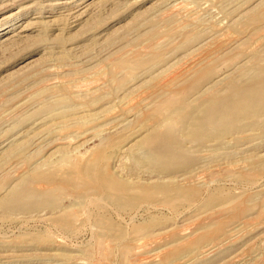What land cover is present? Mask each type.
Segmentation results:
<instances>
[{"label": "rangeland", "instance_id": "374dc122", "mask_svg": "<svg viewBox=\"0 0 264 264\" xmlns=\"http://www.w3.org/2000/svg\"><path fill=\"white\" fill-rule=\"evenodd\" d=\"M262 57L264 0H0V264H264V114L139 161Z\"/></svg>", "mask_w": 264, "mask_h": 264}, {"label": "bare ground", "instance_id": "6f19581e", "mask_svg": "<svg viewBox=\"0 0 264 264\" xmlns=\"http://www.w3.org/2000/svg\"><path fill=\"white\" fill-rule=\"evenodd\" d=\"M262 59L264 60V57H262ZM255 68H257V71L259 73V77L257 76L259 78L258 80L255 77L252 79H249V80H244L242 78H237V76H234L232 79H233V82L235 84L232 86H234V87L242 86L241 89L234 90L233 93H230L229 95L223 94L217 90H213V91L209 92L208 102L205 104H202L201 108L200 109L198 108L199 110L197 109V111H195L194 113H191L189 115V118H188V121L186 124L187 130L189 133H187V134H185V133L184 134H176V133L172 132L171 128H168L166 134L155 137L157 140L159 139L161 141V146L159 147V149H156V152H154V153H147L146 157L144 159H140L139 161L143 162V163H147V164H152L154 167H156V165H158L159 167H163V170H161V171L166 173L167 171H169V167L163 166V165L167 161L176 162V166L177 165H182V166L187 165V162H188V159H187L188 153H187L186 149L182 146V143L180 141H178L179 143H177V145L172 146V144L170 143V140H168V138H175L176 140H180V139H178L179 137L186 135L187 137H189V139H194V140L199 141L200 144H204L205 141H208V135H210V134H213L215 140L216 139L221 140L225 134L231 133L233 130H235V128L241 127L245 123L254 124L255 118L259 115L264 114V68L260 67L258 65ZM240 74H243V72ZM12 152H15V151H12ZM139 153L140 152H138V154ZM87 165H89V164H87ZM154 167H153V169H154ZM71 168H73V167H71ZM101 171H100V173H101ZM88 172H89V170L87 171V173ZM40 173H42V172H40ZM52 173H53V171H52ZM54 174H56V172ZM75 174H76V172H75ZM166 174L169 175V173H166ZM172 174L173 173H170V175H172ZM50 175H51V173H50ZM38 176L41 177L42 175L40 174ZM173 176L174 175H172L171 177H173ZM65 179H66V177H65ZM57 180H59V179H57ZM59 181H61V180H59ZM68 181L66 180L67 183H68ZM62 183H63V181H62ZM38 194L39 193L34 192L30 188L28 189V187L23 188V189L16 188L3 200L2 205L4 208L10 209L12 204H15L13 202H15L14 200H16V198L20 199V198L28 197L30 195H34V196L38 197ZM129 196L116 194V195H112V199L114 201H116V203L118 205L126 207L127 205H130V203L132 202V198ZM40 197L42 199H46L47 195H46V193L44 195L41 194ZM43 202H45V201H43ZM57 209H58V207H57ZM98 222H100V221H98ZM108 222L110 223V220L109 221L107 220L106 223H108ZM111 222H112V220H111ZM66 224L68 226L69 223L66 222ZM104 229H105V227H104ZM111 230L113 231V229H111Z\"/></svg>", "mask_w": 264, "mask_h": 264}]
</instances>
